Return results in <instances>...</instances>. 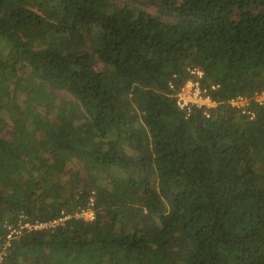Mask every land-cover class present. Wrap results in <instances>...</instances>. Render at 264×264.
<instances>
[{
  "label": "trees",
  "instance_id": "1",
  "mask_svg": "<svg viewBox=\"0 0 264 264\" xmlns=\"http://www.w3.org/2000/svg\"><path fill=\"white\" fill-rule=\"evenodd\" d=\"M261 94L264 0H0V264H264Z\"/></svg>",
  "mask_w": 264,
  "mask_h": 264
},
{
  "label": "built area",
  "instance_id": "2",
  "mask_svg": "<svg viewBox=\"0 0 264 264\" xmlns=\"http://www.w3.org/2000/svg\"><path fill=\"white\" fill-rule=\"evenodd\" d=\"M188 72L190 73V78L175 95L177 106L187 115L192 110L197 109L198 111L202 110L204 115L209 117L210 112L218 106V103L212 98L210 89L203 86V72L198 69H189ZM254 101L262 104L264 102V94L256 95ZM230 104L245 111L246 106L249 105V100L245 97L238 96L232 99ZM13 233H15L14 229Z\"/></svg>",
  "mask_w": 264,
  "mask_h": 264
}]
</instances>
